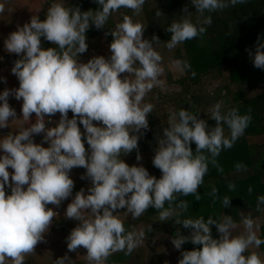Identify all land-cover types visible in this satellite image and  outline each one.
I'll return each instance as SVG.
<instances>
[{"label": "clouds", "instance_id": "9594fccd", "mask_svg": "<svg viewBox=\"0 0 264 264\" xmlns=\"http://www.w3.org/2000/svg\"><path fill=\"white\" fill-rule=\"evenodd\" d=\"M97 2L102 5V11H95V15L91 10L81 12L79 8L54 3L45 20L33 16L30 23L12 32L4 42L8 53L22 58L12 68L19 79V88L0 93V128L8 127L9 120L16 117L15 109L8 102L10 95L23 100L25 121L33 113L37 119L17 135L0 139V150L4 153L0 157V264H6L7 260L24 264L25 256L33 253L36 245L44 240L53 217L57 216L47 205L59 206L72 195L75 185L70 172L74 167L86 168L92 186L87 195L83 189L77 192L67 206L65 217L80 221L67 237L68 250L76 251L82 246L87 249V259L94 264H102L111 254L125 249L130 254L143 243L145 233L140 230L126 234L123 222L114 212L127 208L133 218H139L155 207L161 221L178 217L180 213L171 204L176 194L197 193L208 171V157L203 153L208 152L215 158L224 148H231L251 121L250 115H240L237 109L223 114L222 104L216 103L211 110L216 126L209 131L206 120L182 109L178 116L174 113L169 117L170 127L165 128L153 158L162 177L150 176L143 166H129L120 157L122 153L126 155L138 149L139 136L135 133L148 128L147 115L153 106L140 105L147 92L160 83L162 56L153 48V43L160 40L157 36L152 41L144 39V26L124 16L123 22L111 32L110 59L99 56L87 63L78 62L79 54L88 48L86 31L90 23L97 29L103 28L113 12L123 7L139 14L145 4V0ZM191 2L203 15L205 11L222 10L244 0ZM4 10V4L0 3V13ZM187 11L185 8L184 12ZM203 23L210 25L211 16ZM167 31L172 33L167 43L168 49H172L206 29L184 18L173 22ZM41 37L57 45L59 51L54 47L43 49ZM250 57L255 67L264 69V41L258 42ZM137 62L139 67L135 66ZM176 63L181 70L191 67L187 62ZM123 73L134 74L135 79L122 78ZM70 110L72 119L68 118ZM56 113L61 115L57 126L46 128L45 117ZM78 120L86 130L90 154L82 140L84 133ZM94 121L104 126L98 127ZM224 125L230 129V138L224 134ZM40 133H46L44 142L50 141V147L32 140L33 134ZM141 159L138 154L137 160ZM243 167L236 165L238 170ZM9 168L13 169L12 173ZM5 185L11 188L10 195L6 194ZM166 202L170 205L168 208H165ZM223 203L229 206L230 199L225 197ZM259 204H264V196L258 197ZM177 208L186 209L187 203L181 202ZM85 211L92 218L86 217ZM175 222L193 230L190 237L178 234L173 238L176 249L189 240L203 245L202 249L182 252L179 264H264L256 253L244 255L249 246L264 244L253 231L254 221L250 216L242 221L247 235L236 237L231 236L236 225L230 216L222 222L211 217L207 221L203 217L177 218ZM214 224L219 239L213 238L210 226ZM70 261L64 256L56 259V264H70Z\"/></svg>", "mask_w": 264, "mask_h": 264}, {"label": "rangeland", "instance_id": "374dc122", "mask_svg": "<svg viewBox=\"0 0 264 264\" xmlns=\"http://www.w3.org/2000/svg\"><path fill=\"white\" fill-rule=\"evenodd\" d=\"M72 0H0V3L4 4V11L0 13V93H3L5 89H18L19 79L12 73L15 61L22 57L18 54L8 53L5 49V40L14 31H17L19 27H22L25 23H30L32 17H39L41 21L46 19L48 9L54 3H60L64 6ZM154 4L157 0H151ZM185 8L188 9L187 14H192L195 6L191 0H187ZM113 16L116 22V26L123 22L124 16H129L134 23H140L144 26V39L152 41L154 37L148 27L146 26V18L143 9L139 14L135 13L131 9H119L113 12ZM194 14V13H193ZM192 14V15H193ZM191 15V16H192ZM201 15H195V19ZM93 23H90L92 25ZM88 45L87 51L79 54L77 57L78 62L87 63L94 57L103 56L106 59H110V43L107 40L105 34H99L97 36L89 37L86 40ZM167 42L153 43V48L162 56L160 67L163 69L161 75L158 77L160 83L155 85L153 89L145 95L141 101V107L147 104H151L152 112L147 115L148 128L141 129L139 133H135L139 136L138 149L132 152L122 155L120 158L124 160L129 166H143L145 167L150 176H155L157 179L162 177V171L155 167L153 164V158L156 154V150L159 146V140L164 138L165 128L170 127L169 117L172 114L178 115V107L183 99L184 86L175 82L174 80L181 76L184 72L181 67L177 65L176 51L182 48L183 44L180 43L172 49H168ZM52 43H41V47ZM139 67V63L135 65ZM126 77L129 80H134V74L123 73L121 77ZM244 91L246 98L255 96L257 94L264 93V82L257 84L253 87H248L247 84L232 83L229 77V69L224 67L221 73H214L207 75L203 78L200 84L192 85V91H202L212 97L217 98L212 105H205L200 109L199 118L207 121L208 130L211 131L212 124L216 122L211 119V110L216 103H221V112L226 114L230 110L234 109L235 102L233 100L232 93L239 90ZM8 102L12 108L16 111V117L9 120V126L6 128H0V139L10 135L8 132L17 135L19 132L26 128L31 127L36 121L35 113L27 121L22 116V104L23 100H17L14 95H10ZM2 103V101H0ZM50 116H46V123L49 122ZM68 118H73L71 110L68 113ZM61 119L60 113L52 115V120L49 126L46 128H52L57 126ZM98 127H103L102 122H93ZM78 126L84 135L86 130L84 126L79 123ZM131 131V130H130ZM230 131L224 129V134H228ZM45 134L46 133H40ZM134 134V133H133ZM83 135V136H84ZM34 137V134L32 138ZM36 144L43 143L44 147H49L47 142H44L43 138H37L33 140ZM251 143H264V134L257 136H249ZM147 145L149 149L146 151H140L143 145ZM86 150L91 152L90 146L87 145ZM142 157L141 160H137V155ZM4 155L3 150H0V157ZM86 168L74 167L70 172V177L74 181V188L72 195L65 201L63 200L59 206L48 204L47 207L53 209L57 216L53 217L52 225L47 233H45L44 240L40 241L33 253L25 256L24 264H56V259L64 256H68L70 264H94L87 259V249L82 246L76 251L70 252L67 248V237L71 231L80 224V221L75 219H67L65 212L67 206L74 200L77 192L84 190L85 195L89 194V189L92 186L91 179L86 176ZM9 172L12 173L13 169L9 168ZM84 177L83 179L81 177ZM27 186H25L26 189ZM6 194H11V188L5 185ZM90 212V209H89ZM85 211V216L92 218L90 213ZM246 217H251L254 221L253 231L257 237L261 234L262 225H264V207L258 214H253L252 211H246L243 213ZM114 215L118 216L121 221L126 223V227L129 232H139L143 230L145 233L143 243L134 249L130 254H127V250L119 251V262L116 264H179V260L182 259L183 245L180 249H176L172 243L174 237L178 234L186 237L192 235L193 230L182 231L181 223H176L175 216L172 220L161 221L159 219V213L149 214L146 210L139 218H133L130 213L127 212V208L117 209ZM243 219L234 222L235 228L231 230V236L236 237L239 235H247V231L243 225ZM215 232H218L217 227ZM220 237V234H219ZM250 250L246 252L247 256L252 253H256L262 261H264V249L256 247L254 244L249 246ZM249 253V254H248ZM251 253V254H250ZM246 256V257H247ZM6 264H12L11 260H7ZM102 264L108 263V259L102 261ZM115 264V263H114Z\"/></svg>", "mask_w": 264, "mask_h": 264}, {"label": "trees", "instance_id": "16d2710c", "mask_svg": "<svg viewBox=\"0 0 264 264\" xmlns=\"http://www.w3.org/2000/svg\"><path fill=\"white\" fill-rule=\"evenodd\" d=\"M187 0H157L152 4L151 0H145L143 12L146 18V26L153 36L159 37V42H167L171 39L172 33L168 32V27L176 21L189 18L198 27L202 26L206 31L196 38L183 42L182 48L176 51V58L180 62H187L191 67L184 68L180 77L174 81L184 86V96L180 100L178 112L186 110L191 114L200 116V109L205 105H212L217 98L212 97L202 91H192V85L200 84L203 78L214 73H221L225 66L229 69V77L232 83L247 84L253 87L264 82V69L254 66L250 53L254 52L259 41H264V0H244L232 6L214 12L205 11L203 15L196 9L192 14L184 12ZM68 8H79L81 12L102 11V5L97 0H72L65 5ZM122 9H127L123 8ZM160 12L157 16L156 13ZM112 13L103 28L97 29L95 24L90 25L86 31L87 39L99 34H105L111 44L113 41L112 31L116 30V22ZM192 15V16H191ZM195 15H201L195 19ZM211 16L212 23L204 24L206 17ZM41 43H52L41 37ZM56 48L57 45L48 44L43 49ZM195 73V75H193ZM235 108L240 115H250L251 121L231 148H224L218 156L213 158L210 153L203 154L208 157V171L203 178V183L198 187L195 194H176V199L171 207L176 209L180 215L176 218L198 219L203 217L205 221L209 217L222 222L230 216L233 222H238L246 216L244 212L252 211L258 214L264 207L259 204L258 197L264 196V143H251L249 136L264 134V93L246 98L241 89L232 93ZM178 116V115H177ZM216 122L212 124L214 128ZM224 129L229 130L227 125ZM230 138V132L225 134ZM82 140L87 143V134L82 136ZM193 154H196V144L192 145ZM149 149L143 145L140 151ZM123 153L121 154V156ZM244 167L237 169V164ZM222 169V171H221ZM213 189H216L213 195ZM251 189V191H250ZM199 196V200L196 197ZM230 199V205L225 206L224 198ZM181 202L187 203L186 209L177 208ZM169 203H165L168 208ZM149 214H157L159 211L155 207L148 209ZM124 223L126 234L129 232ZM213 238L219 239V234L215 232L216 225H211ZM181 223V230L187 231ZM264 240V225L258 237ZM203 245H196L188 242L183 244L184 251L202 249ZM264 249V244H261ZM119 252V251H118ZM119 253L111 254L107 259L108 263L119 262Z\"/></svg>", "mask_w": 264, "mask_h": 264}, {"label": "water", "instance_id": "95a60500", "mask_svg": "<svg viewBox=\"0 0 264 264\" xmlns=\"http://www.w3.org/2000/svg\"><path fill=\"white\" fill-rule=\"evenodd\" d=\"M51 120H52V116H50L49 122L46 123V127L50 125ZM7 134L15 135L14 133H11V132H8V131H7ZM40 137L41 138H44L45 137V134H34V137L32 138V140L37 139V138H40ZM47 143H48V146L50 147V141H47Z\"/></svg>", "mask_w": 264, "mask_h": 264}, {"label": "crops", "instance_id": "0c3cea01", "mask_svg": "<svg viewBox=\"0 0 264 264\" xmlns=\"http://www.w3.org/2000/svg\"><path fill=\"white\" fill-rule=\"evenodd\" d=\"M248 250H250V249H247L246 252H248ZM246 252L244 253L245 256H247ZM248 254H249V253H248ZM250 254H251V253H250Z\"/></svg>", "mask_w": 264, "mask_h": 264}, {"label": "flooded vegetation", "instance_id": "af4514ba", "mask_svg": "<svg viewBox=\"0 0 264 264\" xmlns=\"http://www.w3.org/2000/svg\"><path fill=\"white\" fill-rule=\"evenodd\" d=\"M65 200H66V199H65ZM65 200H64V201H65Z\"/></svg>", "mask_w": 264, "mask_h": 264}, {"label": "bare ground", "instance_id": "6f19581e", "mask_svg": "<svg viewBox=\"0 0 264 264\" xmlns=\"http://www.w3.org/2000/svg\"><path fill=\"white\" fill-rule=\"evenodd\" d=\"M44 139V138H43Z\"/></svg>", "mask_w": 264, "mask_h": 264}]
</instances>
